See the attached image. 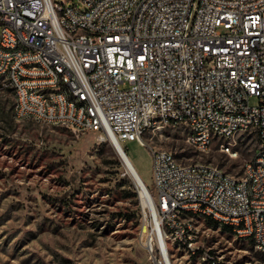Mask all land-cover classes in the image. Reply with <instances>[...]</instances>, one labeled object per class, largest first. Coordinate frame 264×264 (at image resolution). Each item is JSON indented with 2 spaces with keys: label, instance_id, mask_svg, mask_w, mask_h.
Listing matches in <instances>:
<instances>
[{
  "label": "built area",
  "instance_id": "obj_1",
  "mask_svg": "<svg viewBox=\"0 0 264 264\" xmlns=\"http://www.w3.org/2000/svg\"><path fill=\"white\" fill-rule=\"evenodd\" d=\"M0 0V75L19 84L14 116L93 130L147 146L144 132L163 124L204 126L212 134L257 131L258 147L234 177L206 161L184 162L151 150L152 199L141 242L149 264L165 263L174 236L216 264L196 245V211L235 220V236L260 238L264 249V0ZM80 93V100L65 95ZM8 91L1 84L0 92ZM10 92V91H9ZM257 98L258 103H252ZM82 103L93 105L84 113ZM189 131V129H188ZM200 152L215 141L188 137ZM255 176V195L247 194ZM204 196V203H197Z\"/></svg>",
  "mask_w": 264,
  "mask_h": 264
},
{
  "label": "rangeland",
  "instance_id": "obj_2",
  "mask_svg": "<svg viewBox=\"0 0 264 264\" xmlns=\"http://www.w3.org/2000/svg\"><path fill=\"white\" fill-rule=\"evenodd\" d=\"M54 1L83 7L80 0ZM12 93L0 92V264H149L140 239L149 208L113 155L110 139L93 130L17 119ZM188 137L185 125L163 124L144 133L147 146L124 145L149 186L151 149L172 150L181 161L211 162L242 177L258 147L255 133H243L240 155L232 158L219 150L220 141L202 153ZM196 224V245L217 255L216 264H264V253L229 227L206 218ZM169 249L173 264H212L188 247Z\"/></svg>",
  "mask_w": 264,
  "mask_h": 264
},
{
  "label": "bare ground",
  "instance_id": "obj_3",
  "mask_svg": "<svg viewBox=\"0 0 264 264\" xmlns=\"http://www.w3.org/2000/svg\"><path fill=\"white\" fill-rule=\"evenodd\" d=\"M142 0H134V7H141ZM8 84V89L11 90L13 93H19V84L12 83V77H6V75H0V86L1 84ZM65 95L66 96H73V100H80V93H73L72 88H65ZM82 111L84 113H93V105L90 103H82ZM184 125L187 129H189V135L191 136H199L204 135L205 138H209V141H218V134H212V130H205L204 126H197L193 125V122H184ZM255 133L257 135V131L255 130H240L238 133H235V141L238 142V137L243 133ZM145 133V132H144ZM114 141H116L122 152L124 159L126 161L128 169L130 168L134 173L136 179H138L139 183L142 185L140 187V191L147 202V206H150V199H152V194L150 191L149 186L146 184L145 180L143 179L141 173L139 172L136 163L134 162L133 157L130 155L129 151L125 149L124 142H122L117 135L113 134L111 136ZM220 141H224L226 143V150L227 151H236L235 143H231V134L230 131H223L220 134ZM155 150V153H162V149H151ZM131 172V171H130ZM255 186H256V178L255 176H248V184H247V194L248 195H255ZM139 190V189H138ZM197 203H204V196H197ZM196 218H206L212 220V212L210 210H199L195 212V215L192 219V227L194 230L199 231V227L196 224ZM218 224H221V221H216ZM198 223V222H197ZM227 227H235V220H226ZM238 239H249L255 247H259L260 245V238L249 237L248 235H240L235 236ZM174 243H176L179 247H188L190 250V244H187V237L182 236H174ZM262 253H264V249H259ZM172 253L170 249L168 250L167 255H165V263H172Z\"/></svg>",
  "mask_w": 264,
  "mask_h": 264
},
{
  "label": "water",
  "instance_id": "obj_4",
  "mask_svg": "<svg viewBox=\"0 0 264 264\" xmlns=\"http://www.w3.org/2000/svg\"><path fill=\"white\" fill-rule=\"evenodd\" d=\"M111 143H112V146H113V150L114 152L117 154L118 157H120V159L122 160L125 168H126V171L129 173V175L132 177V179L134 180V182L136 183L137 187L140 185L142 187V185L139 183L138 179H136L134 173L132 172V170L128 167H127V164H126V161L124 159V156H123V152L119 146V144L114 141V139H110ZM131 171V172H130ZM139 188V187H138Z\"/></svg>",
  "mask_w": 264,
  "mask_h": 264
},
{
  "label": "trees",
  "instance_id": "obj_5",
  "mask_svg": "<svg viewBox=\"0 0 264 264\" xmlns=\"http://www.w3.org/2000/svg\"><path fill=\"white\" fill-rule=\"evenodd\" d=\"M113 155H114V156H116V157H118V156H117V154H116L115 152H114V154H113ZM117 162H118V160H117ZM134 195H135V194H134Z\"/></svg>",
  "mask_w": 264,
  "mask_h": 264
}]
</instances>
